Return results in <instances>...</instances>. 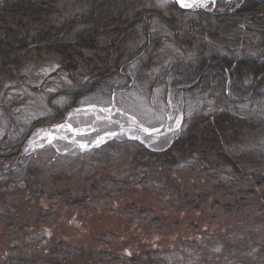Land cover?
Wrapping results in <instances>:
<instances>
[{
  "label": "trees",
  "instance_id": "trees-1",
  "mask_svg": "<svg viewBox=\"0 0 264 264\" xmlns=\"http://www.w3.org/2000/svg\"><path fill=\"white\" fill-rule=\"evenodd\" d=\"M143 1L0 0V80L5 71L19 67L18 59L28 50L54 54L59 58L62 71L70 75H75L80 68L85 71L87 82L78 83L64 93V101L71 104L67 109L70 110L99 93L108 97L116 93L109 89L117 85L109 82L126 81L128 72L124 74L123 71L149 51H154L153 46L159 43L155 33L151 32L153 24L157 29L170 32L181 47H187L186 38L191 45L198 41L203 25L219 26L222 32L203 31L206 51L210 54L206 59L198 60L194 70L187 69L190 65L183 70L177 63V67L168 64L165 71H158L154 83L163 82L170 95L179 92L188 95L197 88L200 100L211 102L212 108L217 110L203 149V155L216 163L211 165L213 170L223 168L221 154L224 151L249 139L242 130L259 131V140L263 142L259 145L264 148V119L258 112L264 106V48L262 43L241 37V33L255 31L247 25L260 23V27L264 26V1H219L212 12L185 11L171 2L166 7L167 17L162 12L153 16L149 12L143 15L146 22L140 14H129ZM71 12L77 13L72 20L65 24L59 22V18ZM190 15H196V18L190 19ZM53 17L56 22L52 21ZM262 29L256 31L262 33ZM181 30L185 34L179 36ZM128 43L134 47L125 54L120 49ZM193 53L172 62L191 61ZM171 70L178 72L172 74ZM220 76L222 84L219 85ZM188 81L193 84L184 87ZM174 82L179 84L174 85ZM217 89L222 90V97L212 95H218ZM184 111L182 108L181 116L186 121ZM0 113L3 117L8 115L6 120L13 119L4 109ZM64 117L65 114H58L56 119L61 118V121ZM59 121L49 123L47 120L32 126L20 143H0V264H165L159 257L177 250L180 245L189 246L184 240L199 246L206 237L224 230V225H216V217L210 210V205L216 206L222 200L218 198L217 201L216 194L238 199L240 204L257 199L264 206L263 175H251L245 182L239 180L243 177H230L229 182L218 183L209 192L198 185L183 186L180 180H165L164 185H160L164 177L157 176L149 182L154 187L152 192L145 194L147 196L141 202L119 200L127 194V189L103 198L99 192L98 196L94 195L98 188L88 192L83 196L85 198L62 194L48 198V194L44 196L35 186L26 196L38 153L25 152L21 144L36 126ZM184 123L182 121L180 128ZM183 133L184 129H181L164 149L135 141L112 144L135 146L145 155L146 164L139 170L152 169L154 164L161 163L164 166L158 167L162 172L176 167L170 154L173 148L179 152L190 148V144L185 146L191 142L193 134L183 136ZM261 153H248L249 161L254 163L252 168L264 162ZM109 154L106 153L107 159ZM5 164L10 168L6 170ZM195 166L208 171V166L205 168L201 163ZM16 170L25 171L21 179L12 177ZM221 172L225 175V170ZM236 182L249 185L250 190L234 191ZM44 199L45 204H53L49 213L44 211L47 206L42 202ZM88 201L96 203L95 206H89ZM206 203H209V209L205 208ZM226 231L229 233L230 229ZM254 238L250 236L248 248L258 252L264 244L255 242ZM219 260L218 252H214L209 262L216 264Z\"/></svg>",
  "mask_w": 264,
  "mask_h": 264
},
{
  "label": "rangeland",
  "instance_id": "rangeland-1",
  "mask_svg": "<svg viewBox=\"0 0 264 264\" xmlns=\"http://www.w3.org/2000/svg\"><path fill=\"white\" fill-rule=\"evenodd\" d=\"M240 1L246 0H233V2ZM170 3V0H145L138 6H134L129 14H140L143 16L150 12V15L153 16L157 12H162L161 14L167 17L166 7ZM194 4L191 7L183 8L190 10L195 6ZM215 6L216 4L210 1L207 2L205 9L203 6L202 8L206 12H212ZM190 12L199 11L190 10ZM74 13L71 12L62 16L59 18L60 20L58 19L59 22L62 24L67 23L77 15V13ZM193 18H196V15H190V19ZM143 19L146 22L144 16ZM55 20L53 17L52 21L56 22ZM205 25L200 30L201 35L198 36V41L194 42L193 45H191L192 43L189 39H184L187 47L178 46V40L166 29H157L154 24L151 26V32L155 33L159 43L153 46L155 47L154 51H149L135 65L123 71L124 74H126V71L128 72L126 81L111 80L112 82H109L110 85H117V87L109 89V91H116L112 95L114 97L113 102L111 101L112 96L101 95L102 93L88 99L91 102V100L95 101L94 99L100 98L101 100H97L101 101L99 103L111 105L114 103L120 111L117 123L107 121L109 114H112L116 110L114 107V109H111L112 113L108 110V115L98 117L89 125L79 123V126H75L78 127L77 129H53L54 127L52 126L44 127L38 125L34 130L32 129V135L24 148L27 153L37 151L45 142L56 140L55 131L79 140L89 141L97 135H110L122 128L128 137L122 136L120 141L138 140L145 143V145H153L156 148L164 149L173 139H167V137H169L170 131L178 128L177 121H180L182 108H184L186 111V124L183 136L190 132H192L193 136H191V142L185 146L187 147L190 144L189 149H185L182 152L177 151L175 148L171 150V160L175 161L176 167L172 170L163 169L161 172L162 168L158 166H164V164L159 163L157 165L154 164L152 169L139 170L138 168L146 164V161H144L145 155L140 151L138 152L137 148L131 144L119 145L110 143L99 152L77 153V155L74 152L75 150L69 151L68 148L62 147L59 144L55 145L59 155L50 150L38 151L34 162L35 170L27 183L26 196L30 194L29 192L33 190L32 188H36L35 186H37L44 196L48 194V198L61 194L85 198L83 196L90 191L97 190V188L98 191H94L96 192L94 195L98 196L100 194V198H103L108 195L123 193L127 189L129 190L127 194L119 200L141 202L147 196L145 194L152 192L154 187L149 182L153 181L157 176L158 178L164 177V179H161L160 185H164L163 181L165 180H180L183 186L188 185L190 188L191 185H198L207 192L218 183L229 182L230 177H243L239 180L245 182L250 179L249 176L251 175L264 176V162L254 169L252 168L254 163L249 161L248 154L255 151L262 152L261 154L264 155V148L261 147L262 145H259L263 144L259 140V131L242 130L244 135L248 136L249 139L224 151L221 154L223 166L219 161L217 162L223 168L215 171L211 168V165H215L216 163L214 164L211 158H208V155H203V149L210 137V122L213 119L212 117L216 116L217 110L212 108L211 102L200 100L201 97L196 94L197 88L193 89L188 95L180 92L170 95L167 93L166 85L163 82L156 81L154 83L158 71H165L169 65H172V67L176 65L177 67L178 64L181 68L183 66V70L186 66L190 65L187 69L191 71V69L194 70L197 67L196 62L198 60L208 57L210 53L209 50L206 51L207 47L203 40L205 36H202L205 34L203 31L209 32V30H214L215 32H222V30L219 26L214 28L208 27L207 24ZM211 25L214 26L215 24L211 23ZM247 26H250L248 29L252 28L255 31L240 32L241 37L254 43H262L264 48V26L260 27V23ZM184 27L186 26L184 25ZM261 28H263L262 33L256 31L261 30ZM178 34L181 36L185 34V31L181 30ZM198 42L200 46H198ZM210 43L213 44V41ZM133 47L134 44L128 43L121 47L120 51H124L127 54ZM137 48L138 46L135 49L137 50ZM191 52H194L191 61L172 62V60H176L175 58L182 55L189 56ZM18 60H20L18 63L19 67H15V69L12 67L10 71H5L0 80V111L4 109L13 118L12 120H6L7 114L6 117L0 116V143H20L32 126L41 124V122L47 120L49 123L51 121H59L61 118L56 119L58 114L64 115L71 105L64 101V93L78 83L81 85L87 82L84 77L85 71L82 68L75 75L62 71L59 58L54 54L28 50ZM177 72L176 70L170 71L172 74H177ZM184 78H187V76L185 75ZM221 78L222 76L218 79L219 85L222 84ZM175 84L179 83L174 82ZM192 84L193 81L185 82L184 87ZM231 91L233 93V88ZM182 92L186 91L183 90ZM217 93L218 95H212L222 97V90L217 89ZM258 112L259 117L264 119V106ZM89 115V112H78L75 119L88 120ZM73 117L74 115H71V119ZM139 125H143L150 132L160 133L155 134L154 139H148L145 134L134 129L133 126ZM154 129L155 131H153ZM91 130L96 131V133L90 135ZM87 134L89 136L85 137L84 135ZM134 137L139 138L134 140ZM96 146L98 145L96 144ZM106 153H110L108 159L106 158ZM199 163L205 168L208 166L206 168L208 171L202 169L203 167L198 169L195 165ZM7 164L4 167L6 170L10 168V165ZM222 170H225V175L221 172ZM169 171L170 173H168ZM24 172L16 170L12 177L21 179ZM220 176H226V178ZM126 177L129 179L127 180ZM131 177L135 178L130 179ZM248 186L241 184V182H236L234 191L250 190ZM261 187L264 188V181H262ZM219 196V194L215 196L217 197V201H219L218 198H222V200L216 206L210 205V210L212 215L216 217L214 219L216 220V225L222 224L225 227L221 234L206 237L201 241L202 243L199 246L191 244V241L184 240V242L190 245H180V248L177 250L160 256L159 260L161 262L165 264H211L209 262L211 261V256L214 255V252H218L220 260L216 264H264V245H262L258 252H252V249L248 248L250 247L251 235L255 237V242L264 244V206L257 199L240 204L237 201L238 199L231 200L225 194L221 197ZM42 202L45 204L46 199L42 200ZM87 203L90 204L89 206H95L96 204H93V201H88ZM45 205L47 206H45L44 211L49 213L53 204ZM207 205L209 203H206L205 208L209 209ZM107 218L108 216L105 217V219ZM111 226L113 225L111 224ZM227 229H230L229 233L226 231Z\"/></svg>",
  "mask_w": 264,
  "mask_h": 264
},
{
  "label": "snow or ice",
  "instance_id": "snow-or-ice-1",
  "mask_svg": "<svg viewBox=\"0 0 264 264\" xmlns=\"http://www.w3.org/2000/svg\"><path fill=\"white\" fill-rule=\"evenodd\" d=\"M177 3H180L182 7H191L193 5V3L197 4V6H207V2L206 0H191V2H189V0H176ZM180 125V121H177V126L179 127ZM57 127H64L63 125H57ZM69 127H71L69 125ZM142 131H144L145 133H148L149 135L151 134L149 129L144 128L143 125H139L138 126ZM155 131V129L153 130ZM112 135H115V133H112ZM135 139H138L139 137H134ZM103 137H100L96 143L97 145H99L100 142H102ZM50 142V141H49ZM81 148H87L86 144H81L80 145Z\"/></svg>",
  "mask_w": 264,
  "mask_h": 264
},
{
  "label": "bare ground",
  "instance_id": "bare-ground-1",
  "mask_svg": "<svg viewBox=\"0 0 264 264\" xmlns=\"http://www.w3.org/2000/svg\"><path fill=\"white\" fill-rule=\"evenodd\" d=\"M185 113H186V111H184ZM181 121H183V122H185L184 123V125H183V127L182 128H180V126L178 127V128H176V129H173L172 131H170V135H169V137H175L176 135H178L179 133H180V131H181V129H184V126H185V124H186V121H185V119L182 117V116H180V122ZM51 125L53 126V127H55V123H51ZM169 131V130H168ZM168 133V132H167ZM90 135H93V134H90ZM174 135V136H173ZM69 144H71V141H70V143ZM151 146H153V145H151ZM154 147V146H153ZM156 148V147H155ZM159 149V148H158ZM75 150V151H74ZM73 151L75 152V154L77 155V153L78 154H83V151H81V150H79L78 148H73Z\"/></svg>",
  "mask_w": 264,
  "mask_h": 264
}]
</instances>
